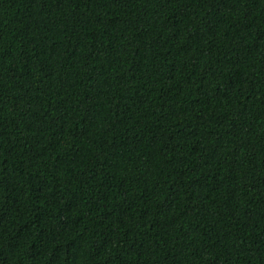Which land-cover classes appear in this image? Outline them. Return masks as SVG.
<instances>
[{
  "label": "trees",
  "instance_id": "obj_1",
  "mask_svg": "<svg viewBox=\"0 0 264 264\" xmlns=\"http://www.w3.org/2000/svg\"><path fill=\"white\" fill-rule=\"evenodd\" d=\"M0 264H264V0H0Z\"/></svg>",
  "mask_w": 264,
  "mask_h": 264
}]
</instances>
